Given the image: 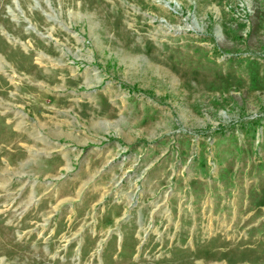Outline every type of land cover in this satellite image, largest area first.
<instances>
[{"label":"rangeland","instance_id":"obj_1","mask_svg":"<svg viewBox=\"0 0 264 264\" xmlns=\"http://www.w3.org/2000/svg\"><path fill=\"white\" fill-rule=\"evenodd\" d=\"M0 264H264V0H0Z\"/></svg>","mask_w":264,"mask_h":264}]
</instances>
